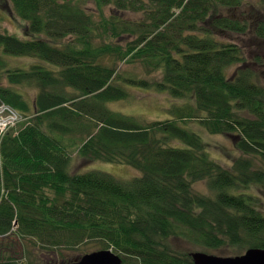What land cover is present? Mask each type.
<instances>
[{"label": "trees", "instance_id": "1", "mask_svg": "<svg viewBox=\"0 0 264 264\" xmlns=\"http://www.w3.org/2000/svg\"><path fill=\"white\" fill-rule=\"evenodd\" d=\"M8 1L24 37L0 31V102L28 119L0 135V264H71L90 243L121 264H194L174 238L203 252L264 248V211L246 192L264 186V60L220 37L264 41L260 3ZM121 63L144 73L123 76ZM129 87L187 102L141 121L107 106ZM191 120L230 135L242 157L223 167ZM75 158L140 175L73 171Z\"/></svg>", "mask_w": 264, "mask_h": 264}, {"label": "rangeland", "instance_id": "2", "mask_svg": "<svg viewBox=\"0 0 264 264\" xmlns=\"http://www.w3.org/2000/svg\"><path fill=\"white\" fill-rule=\"evenodd\" d=\"M249 1L250 4L254 6L257 5L256 3H260L263 6L264 10V0ZM247 6L249 7L250 5L246 4L244 7L247 8ZM236 13H238V10L236 11ZM132 17H135V15L132 14ZM24 23L25 22L16 15L8 0H0V31L13 33L23 38ZM220 37L222 39L238 43L242 47L247 57H251L250 60H254L255 55L260 56L264 60V41H256V39L251 35L241 36L235 34H227V36ZM20 62L24 64L25 59H17V63L19 64ZM231 69L234 70V67ZM119 70L123 72V76L133 75L138 77L143 75L144 73L140 65L136 66L130 63H121L119 65ZM260 72L264 74V65L261 67ZM147 78L155 82V80L159 79V74L157 72H154L151 73ZM129 89L130 97L128 99L110 102L107 106L112 110L119 111L124 114L126 113L134 115L138 120L141 121H143L144 119L166 118L168 114V106H179L187 102L184 99L170 98L169 95H167L165 92H155L152 89L142 90L138 87H129ZM27 90L28 89L25 88L24 91ZM188 125V129H193L199 132L198 134L203 138L205 144H207V150L210 156L215 158L223 167H230L233 164L235 158L239 156L242 157V155L236 148L235 139L230 135L209 133L195 120L189 121ZM20 126L21 122L11 128ZM73 162V171L77 170L85 172L89 170H100L122 180H128L140 175V172L137 169L126 164L108 163L99 160L86 162L80 158H75V160L73 159ZM193 188L196 191L202 193L207 192L206 184L203 181L194 183ZM246 192L258 196L259 200L257 202V205L262 211H264V186H257V184H254L248 187L246 189ZM173 244L179 250L190 252L200 250L193 247L191 243L177 238L173 239ZM246 249L247 247L240 249L238 246L226 245L213 250H204V252L218 256H233L244 253ZM76 250L77 251L69 252L70 257L74 259L79 258L83 255V252H91L95 250V246L93 243L83 244Z\"/></svg>", "mask_w": 264, "mask_h": 264}, {"label": "water", "instance_id": "3", "mask_svg": "<svg viewBox=\"0 0 264 264\" xmlns=\"http://www.w3.org/2000/svg\"><path fill=\"white\" fill-rule=\"evenodd\" d=\"M194 264H264V248L250 247L239 255L218 256L203 251H192ZM71 264H121V257L110 249L86 253Z\"/></svg>", "mask_w": 264, "mask_h": 264}, {"label": "built area", "instance_id": "4", "mask_svg": "<svg viewBox=\"0 0 264 264\" xmlns=\"http://www.w3.org/2000/svg\"><path fill=\"white\" fill-rule=\"evenodd\" d=\"M18 119L19 115L16 111L5 104H0V133L13 125Z\"/></svg>", "mask_w": 264, "mask_h": 264}]
</instances>
